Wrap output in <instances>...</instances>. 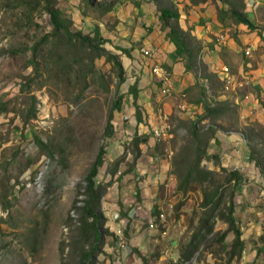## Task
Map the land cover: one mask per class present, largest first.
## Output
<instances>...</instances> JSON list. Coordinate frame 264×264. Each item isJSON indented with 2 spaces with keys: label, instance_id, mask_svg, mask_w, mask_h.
Here are the masks:
<instances>
[{
  "label": "rangeland",
  "instance_id": "1",
  "mask_svg": "<svg viewBox=\"0 0 264 264\" xmlns=\"http://www.w3.org/2000/svg\"><path fill=\"white\" fill-rule=\"evenodd\" d=\"M5 1L0 0V264H84L81 256L91 250V244L84 239L86 236L81 229V213L75 210V205L76 202H79L78 207L83 205L85 180L102 146H106L107 153L97 181L101 184L114 181L102 201L103 214L104 209H108L109 203L113 202L117 187L123 183L126 176L133 173L130 172L134 163L132 140L141 134L134 132V126H130L131 122L133 124L132 120L125 123L124 121L125 118L132 117L131 104L134 101L132 103L129 88L135 83V79L130 77L129 73L127 81L119 86L113 64L108 63L105 58H97L94 60L93 70L85 73L92 72L85 84L82 80V71L89 69L87 65L91 62V56L87 54L82 55L84 62L69 78L58 80L56 71L52 69L53 65L49 66V72L45 71L43 65L41 67L44 69L43 73L35 72L31 64V48L44 35L52 32V26L46 15L40 12L34 13L33 17L24 15L20 9L6 7ZM105 1L108 0H99ZM125 1L131 0H120L115 7ZM139 1L153 4L154 11L160 8L178 9L181 19L192 9L205 3H209L217 11L218 16L219 9L228 8L217 0L205 3L201 2L202 0ZM194 1L199 3L195 4ZM233 1L238 6L241 5L238 0ZM245 2L247 5L243 11L254 23L258 34L263 37L264 49V0ZM8 3L12 5V0ZM58 6L73 18L74 31L90 33L100 23L105 39L110 42L107 41L103 47L116 53L114 42L117 40L113 31L116 30L118 22L113 11L102 18L83 19L79 10L80 0H58ZM107 16L113 20L107 19ZM227 17L226 23L232 28L235 21ZM229 34L233 35V32ZM243 53L242 49V56ZM30 79H35L31 85ZM252 90V86H246L224 95L223 89L220 88L217 102L240 97L245 99ZM118 96L122 97V110L115 112L114 132L111 138H107L109 115ZM32 97H36V117L29 119ZM208 104L210 108L215 106L210 100ZM261 104L264 108V98ZM221 109L223 116L227 113L224 118L216 123L207 118L202 121L201 128L207 129L214 124L218 131H238L244 137L242 139L248 145L250 163L253 167L247 171L248 173H241L243 180L236 184L235 217L243 236L245 231L242 228L248 234L253 226L260 233L264 232V127L258 123L256 116L248 118L245 123H240V110L236 107L230 110L224 107ZM207 113L206 110L202 116ZM228 113L234 116L230 117ZM190 121L192 120L179 119L173 138L157 141V149H162L168 156L171 166L168 180L169 183H176L173 193L181 194L183 197L180 202H175L169 196H165L161 202L169 213L170 230L176 226L175 232L179 234L177 231L185 228L184 233L176 239L179 242L178 248L184 249L195 236L206 235V230L212 227V232L206 235L205 242L201 244L194 257L198 254V258L207 264L213 262L227 264L229 258L219 239L229 230V224L221 214H227L231 205L229 194L234 182L229 184L226 178L233 170L221 166L222 159L212 151L213 139L202 167L213 172V180L223 187L225 202L212 215L210 208L202 206L203 193L200 191L202 186H195L199 189L187 194L178 191L179 179L174 174L173 158L177 150L186 143ZM128 128L129 133H125L124 130ZM182 131L185 133L182 134ZM45 146H48V149ZM140 147L143 156L145 144L142 143ZM117 150L122 153L117 159L110 161L111 157L117 156ZM48 152H52V155ZM125 154V159L119 164L114 175L112 171L116 163ZM134 164L137 166L138 161ZM245 182L249 185L246 188ZM165 187H168V184ZM2 194L5 197H1ZM117 201L116 199L114 202ZM169 205H173V209H170ZM105 218L101 229L106 230V236L100 252L94 257V264H110L113 263L112 258L117 261L124 254L117 241L116 230L110 229V218L106 216ZM92 220L90 219V222ZM138 225L141 230L151 231L147 221L140 220ZM122 227H125L128 247L131 226L125 223ZM169 237L168 235L164 239L161 232H157V251L153 254L147 253L148 259H145L148 264H155L161 252L164 254L171 250ZM232 237L233 235L229 234L226 242L231 243ZM262 237L263 233L261 237L256 238L261 244ZM111 241L115 243L110 252L112 258L106 255ZM242 259L233 260L231 264H241ZM263 263L264 253L262 256L258 255L251 264Z\"/></svg>",
  "mask_w": 264,
  "mask_h": 264
},
{
  "label": "crops",
  "instance_id": "2",
  "mask_svg": "<svg viewBox=\"0 0 264 264\" xmlns=\"http://www.w3.org/2000/svg\"><path fill=\"white\" fill-rule=\"evenodd\" d=\"M136 1L140 4L136 5L132 1H125L113 10V15L117 16L118 25L117 31H113L115 35L113 36L117 40L114 42L116 53H112L120 56L126 77L130 73L129 76L135 79L138 90L136 105L142 114L143 122L138 124L137 110L133 103L134 98L130 93L133 103L130 113L132 117L125 118L124 123L133 121L130 126H134V128L131 127L133 130L135 129L134 132L145 135L143 138L145 147L143 156L138 160L135 170L126 176L123 183L117 187L113 202L109 203L108 209H104V215L108 219L110 218L111 230L115 231L125 223L131 226L128 235L129 246L123 257L117 261H114L110 254L115 243L112 241L109 243L106 255L111 256L113 260V263L110 264H148L146 261L148 259L147 253L153 254L157 251L156 234L159 230H141L138 225L139 221L155 220L159 209L164 207L161 202L163 197L169 196L175 202H180L183 198L181 194L174 195L173 193L176 189V183H169L168 180L171 169L168 156L164 154L162 149H157V139L152 130L160 126L163 120L167 118L173 127L172 139L173 131L179 119L195 121L204 115L207 109L204 103L195 102V98H189V96L190 101L185 99L187 109L184 111L180 109V105L184 102L183 94L191 92L190 94L195 95L194 88H196L197 83L200 82L207 86V81L200 78L202 77L201 71H191L186 62L178 55L175 45L167 39V31L162 29L157 10L154 11L153 4H149L147 1ZM106 18L113 20L108 16ZM98 26H101L100 23ZM180 26L184 31L192 30L193 35L201 43L200 57L204 68L209 73L217 74L220 77L222 67L228 66L235 79H245L249 82L253 89L249 91V96H246L245 99L240 97L231 100L240 106V123H245L248 118L256 116L258 123L264 127V108L261 104L264 98V49H262L263 37L261 34L244 24L235 23L232 28L226 27L220 22L217 11L209 3L195 7L189 14L184 15V18L180 19ZM232 32L233 35H230L229 33ZM220 38L222 40L218 42ZM143 48L152 49L154 56L151 58L144 57L141 52ZM242 49L244 51L243 56L241 55ZM248 49L253 50L251 57L246 55ZM155 65L166 66L172 73L174 92L168 99L163 100L160 95V85L152 73ZM132 86H130L129 92ZM223 94H228V92L226 93L224 90ZM217 98L219 99V97ZM225 98L224 96L223 99ZM124 131L129 133V128ZM242 137L238 131L226 132L221 130L217 132L211 146L214 155L222 159V167L240 173H248L247 171L253 166L250 163L248 145ZM116 152L117 156L111 157L110 161L117 159L122 153L120 150ZM245 183L246 188L249 185L247 182ZM166 184L168 187H165ZM116 199L118 201L115 203ZM175 227L174 230L169 231L171 250L164 254L161 252L155 264H179L178 260L182 256L183 249L178 248L179 242L176 239L184 233L185 228L177 231L179 232L177 234ZM242 230L245 231L243 236L245 248L241 264H251L259 254L260 256L263 255L261 252L263 245L257 240L263 232L260 233L254 226L250 228L249 234L246 233L245 229L242 228ZM256 231L257 233H255Z\"/></svg>",
  "mask_w": 264,
  "mask_h": 264
},
{
  "label": "trees",
  "instance_id": "3",
  "mask_svg": "<svg viewBox=\"0 0 264 264\" xmlns=\"http://www.w3.org/2000/svg\"><path fill=\"white\" fill-rule=\"evenodd\" d=\"M136 5L140 3L136 0H131ZM209 0H202L205 3ZM223 3V5L228 6V8L219 9L220 22L228 27L226 23V17H230L232 21L237 24H244L248 26L251 30L255 31L256 27L254 23L248 18V15L243 10L246 8L247 3L245 0H238L241 5H237L233 0H217ZM9 0H6L5 6L13 8L15 10H22L28 16L33 17L34 13H42L48 17V21L52 26V32L44 35L40 41H38L32 48V59L31 64L34 67L35 72H44L42 70V65L46 72L50 71L49 66L56 71V77L58 80L69 78L75 73L76 68L84 62L82 59L83 54L91 56V62L87 67L89 69L82 71V80L87 84V78L92 73L89 72L85 74L88 70H93L94 60L99 58H105L108 63H112L114 69L117 72L119 83L122 85L126 82V71L119 55L113 54L103 47L107 43L100 27L97 25L95 29L90 33H85L83 31H74L75 22L73 18L68 15L62 8L58 6V0H12V5H9ZM120 0H108L105 2H99V0H80L79 10L81 11L80 16L83 19L92 17L102 18L108 13H111L119 3ZM198 4L199 2H195ZM240 4V3H239ZM41 14V15H42ZM158 20L162 25L163 31H167V39L176 47L178 55L186 62L187 67L193 72H202L201 79L207 81V86L197 83L196 88H194V94H185L186 99L190 97L195 98V102H202L206 106L207 115L198 118L195 121L189 122L188 138L185 140V144L177 150L173 158V170L176 177L179 179L178 191L183 194H187L190 191L198 190V187L202 186L200 189L203 193V203L202 206L210 208L212 215L216 210L219 209L220 205L225 202V192L222 191L221 185L213 180V172L207 171L202 167L203 159L208 157V149L210 143L216 138L217 128L214 124H211L207 129L201 128L202 121L211 118L213 123L218 122L224 118L227 113L223 116V111L221 107L230 110L232 107H236L240 110V106L234 103V100H227L224 102H217V94L220 88L224 91V81L217 75L209 73L203 65L202 59L200 57L202 45L197 40L195 35H193L192 30L184 31L180 26L181 14L178 9L174 8H160L157 11ZM227 17V18H228ZM95 72V70H94ZM204 74V75H203ZM199 78V76H198ZM199 80V79H198ZM30 85L35 82V79H30ZM130 93L133 95L134 104L136 107V117L138 124L143 122L142 114L136 105L138 99V90L136 83L131 87ZM189 96V98H188ZM32 106L30 109L29 119L36 117V97H32ZM214 103L215 106L210 108L207 100ZM190 101V99H189ZM209 105V106H208ZM122 109V97H117L114 101L113 107L111 109L107 128L106 137L111 138L113 135V120L116 111H121ZM229 112V111H228ZM230 117L234 115L228 113ZM222 129V127H221ZM174 133V131H173ZM176 136V134H175ZM144 135H136L132 140V152L134 154V163L138 161L142 156L141 144L143 142ZM48 149V146H45ZM49 151V150H48ZM106 146H102L97 159L93 166L91 167L88 176L86 177V187L83 195L85 200L83 205L78 207L76 202L75 210L81 213V229L86 237L88 244H91V250L81 256L82 263L84 264H94V257L100 252L101 247L104 243V236H106V230L102 231L101 225L105 223L106 218L102 211V201L108 193V190L113 186L114 181L111 180L106 184H101L97 181L100 168L105 164ZM52 155V152H48ZM124 157L118 161L112 171L116 175L119 164ZM130 168L132 173L136 165ZM227 171V170H226ZM224 171V172H226ZM242 175L239 171H231L228 173L226 182L229 184L233 183L231 191L229 194V199L231 202L228 208L227 214H221L224 220L229 224V230L220 236V243L224 251L227 252L228 262L231 264L233 260L242 259L244 256L245 243L243 240V233L240 227L237 225V219L234 212V198L236 195L237 185L242 182ZM5 197L4 194L1 197ZM90 219H93L90 222ZM104 228V225H103ZM212 232V227L206 230V235ZM229 234H232L231 243H227L226 239ZM206 235L195 236L183 249L182 256L178 260L179 264H185L192 260L194 255L199 250L201 244L206 240ZM263 247L261 252L264 253V232H263ZM260 253V252H259ZM260 255V254H259ZM223 264V263H221Z\"/></svg>",
  "mask_w": 264,
  "mask_h": 264
},
{
  "label": "built area",
  "instance_id": "4",
  "mask_svg": "<svg viewBox=\"0 0 264 264\" xmlns=\"http://www.w3.org/2000/svg\"><path fill=\"white\" fill-rule=\"evenodd\" d=\"M222 38L218 39V42H221ZM142 54L144 57L151 58L154 56V51L152 49H141ZM253 53L252 49H248L246 51V55L248 57H251ZM152 73L154 77L157 79L159 85H160V95L163 100L170 98L173 95L174 92V86L172 82V73L170 69L163 65H155L152 69ZM220 77L222 81H224V90L225 92L229 93L230 91H239L240 89H243L246 86H250L249 82L247 80H237L233 77L231 70L228 66L222 67L220 71ZM184 102L182 105H180L181 110L187 109V103L185 101L186 95L183 94ZM172 125L168 122V119L165 118L163 120V123L158 126L157 128L153 129V134L158 142H162V140L170 139L172 137ZM170 209H173V205H169ZM148 227L150 230H159L161 232L162 237L165 239L169 235L170 226L168 222V213L167 210L162 207L159 209L158 215L155 220L151 219L148 221ZM116 238L118 243L120 244V247L123 249V253L126 252V237H125V227L122 226L115 231ZM119 251V250H117ZM124 255V254H123ZM185 264H205L202 260L198 258V254L192 258L191 261L186 262ZM221 264V263H217Z\"/></svg>",
  "mask_w": 264,
  "mask_h": 264
}]
</instances>
